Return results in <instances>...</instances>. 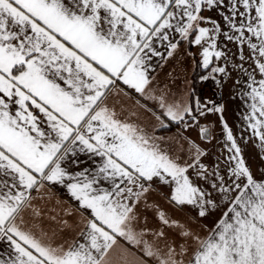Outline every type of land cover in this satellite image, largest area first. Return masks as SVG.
I'll return each instance as SVG.
<instances>
[{"label":"snow or ice","instance_id":"1","mask_svg":"<svg viewBox=\"0 0 264 264\" xmlns=\"http://www.w3.org/2000/svg\"><path fill=\"white\" fill-rule=\"evenodd\" d=\"M178 58L217 86L232 71L247 76L249 135L239 139L264 151V0H0V239L13 248L0 264H264V171L253 173L223 117V167L203 163L208 153L190 138L177 134L174 148L156 134L223 112L161 86L157 70ZM131 91L140 100L128 109L119 98ZM80 154L99 158L94 171H70ZM52 185L81 216H50L59 229L49 233L35 201ZM159 186L195 216L161 209ZM212 217V228L200 225L207 235L194 228ZM64 231L76 235L57 242Z\"/></svg>","mask_w":264,"mask_h":264},{"label":"crops","instance_id":"2","mask_svg":"<svg viewBox=\"0 0 264 264\" xmlns=\"http://www.w3.org/2000/svg\"><path fill=\"white\" fill-rule=\"evenodd\" d=\"M205 15H211L214 18L216 14L214 12L205 13ZM223 26V22H221ZM222 39V38H221ZM228 48L232 52H236V45L229 44ZM192 51L198 52L199 49L193 48ZM247 54V50H245ZM183 56V53L181 54ZM239 63V60L236 61ZM247 67V65H245ZM197 65L190 58L175 59L169 61L162 69H158V80L162 85L168 84L174 93L182 94L188 90H191V97H187L189 103L195 105L193 102V75L196 71ZM173 78L175 82L173 83ZM259 79V77H257ZM187 81V87L185 85ZM239 81V83L237 82ZM248 78L246 75L239 71H232L229 77H225L223 86H217L216 84L206 81V84L211 86L209 91H205L204 98L201 103L207 101H214L216 105L223 106V112L221 113H209L207 116L199 117V126L193 125V127L185 129L183 125L177 127L173 124L168 129H162L156 132L157 135L164 136L166 138H173V147L178 148L179 144L183 143L177 138V134H181L186 138L196 141L202 148L208 153L203 158L209 168L217 163V158H220L221 167H223V158L227 155L224 152L225 146V132L223 127V121L227 122V125L231 128L233 135L237 137L238 143L243 149V155L247 163L250 165L253 173L259 177L261 172L264 171V151L258 146L257 140L249 139L247 143L244 140L239 139L240 134L247 137L249 133L244 131L246 128V121L244 116L250 111L249 105L253 102L250 96L246 95L250 89L248 87ZM118 88L129 91L122 83H118ZM222 98L218 99V95ZM131 98H124L123 96L119 100L128 109H133L136 105V101L140 100V97L134 92H129ZM113 101H117L116 97L112 98ZM144 103V101H141ZM119 107V103L117 104ZM152 107V105H149ZM139 115V122L151 130L154 123L150 113L136 108ZM223 117V121L221 119ZM207 127L211 131V139L205 140L200 136V127ZM185 147L187 145L185 144ZM79 160L81 161L79 167L70 168V171L76 172L84 168L95 170L96 166L100 163L99 158H89L88 155L80 154ZM191 163V160L188 161ZM170 189L166 186H159L152 195V200L159 204L160 208L166 210L170 215H173L180 219H187L189 216H195V212L192 209L185 208L182 211L174 209L167 200ZM33 195H38L33 193ZM35 203L44 211V218L39 223L45 231L51 232L52 229H59V225L49 219L50 216H57V219L68 220L70 224L75 225L76 221L80 219L81 213L79 211L78 203L71 197L66 188L62 186L52 185L45 190L44 199H37ZM65 213H71L66 215ZM219 212L216 216H219ZM87 215V213H84ZM216 217L208 218L199 221V224L194 225L197 231H200L202 235H207V232L200 228V225H206L209 229L212 228ZM26 219H30L26 216ZM78 230V229H77ZM76 235L75 231H64L60 233L57 242L64 238L71 239ZM13 252V248L7 239H0V255L7 258L9 254Z\"/></svg>","mask_w":264,"mask_h":264},{"label":"trees","instance_id":"3","mask_svg":"<svg viewBox=\"0 0 264 264\" xmlns=\"http://www.w3.org/2000/svg\"><path fill=\"white\" fill-rule=\"evenodd\" d=\"M203 71H204L203 69L197 67L193 75V93H192L193 102H195V99L197 98L200 101H202L204 98L203 91L201 90V79H200V76L203 73Z\"/></svg>","mask_w":264,"mask_h":264},{"label":"built area","instance_id":"4","mask_svg":"<svg viewBox=\"0 0 264 264\" xmlns=\"http://www.w3.org/2000/svg\"><path fill=\"white\" fill-rule=\"evenodd\" d=\"M203 89H204L205 91H208V90L211 89V87L208 86V85L206 84V82H205V84H203ZM221 98H222V96L219 94V95H218V99H221Z\"/></svg>","mask_w":264,"mask_h":264},{"label":"rangeland","instance_id":"5","mask_svg":"<svg viewBox=\"0 0 264 264\" xmlns=\"http://www.w3.org/2000/svg\"><path fill=\"white\" fill-rule=\"evenodd\" d=\"M206 81H202L201 80V90L203 91V94L205 93V90L203 89V84H205ZM208 86H210L209 84H207ZM211 87V86H210ZM209 91V90H208ZM207 92V91H206Z\"/></svg>","mask_w":264,"mask_h":264}]
</instances>
